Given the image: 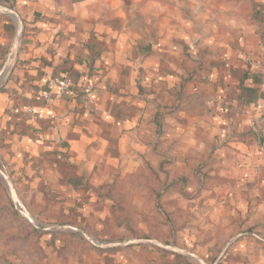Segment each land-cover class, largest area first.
I'll return each mask as SVG.
<instances>
[{"label":"crops","instance_id":"1","mask_svg":"<svg viewBox=\"0 0 264 264\" xmlns=\"http://www.w3.org/2000/svg\"><path fill=\"white\" fill-rule=\"evenodd\" d=\"M15 46L1 151L16 129L37 160L59 158L60 176L105 180L167 153L175 178L213 180L223 210L261 212L259 231L236 239L264 249V159L247 114L264 124V0H0V66ZM64 78L74 94L46 102Z\"/></svg>","mask_w":264,"mask_h":264},{"label":"rangeland","instance_id":"2","mask_svg":"<svg viewBox=\"0 0 264 264\" xmlns=\"http://www.w3.org/2000/svg\"><path fill=\"white\" fill-rule=\"evenodd\" d=\"M20 58L18 46L3 54L0 85ZM20 134L0 148V264H259L262 244L236 238L259 231L261 212L223 210L213 180L175 178L167 153L160 169L148 164L131 177L67 168L62 177L59 158L37 160ZM9 137L0 132V142Z\"/></svg>","mask_w":264,"mask_h":264},{"label":"built area","instance_id":"3","mask_svg":"<svg viewBox=\"0 0 264 264\" xmlns=\"http://www.w3.org/2000/svg\"><path fill=\"white\" fill-rule=\"evenodd\" d=\"M51 87L58 86L59 91L57 94L52 95L50 93H44V99L48 103H53L56 100H61L66 96H72L74 94V86L71 80L64 78L60 82H53L50 84ZM89 92V90H88ZM249 115L250 126L254 133H256L260 138V153L264 159V124L263 120L260 119L257 115H252L250 112Z\"/></svg>","mask_w":264,"mask_h":264},{"label":"trees","instance_id":"4","mask_svg":"<svg viewBox=\"0 0 264 264\" xmlns=\"http://www.w3.org/2000/svg\"><path fill=\"white\" fill-rule=\"evenodd\" d=\"M161 164H162V163H161ZM161 164L159 165V168H158V169H160V168H161ZM165 165H168V166H169V165H170V163H166ZM167 174H169V172H168ZM168 177H169V176H168ZM180 178H182V179H187V178H185V177H182V176H181Z\"/></svg>","mask_w":264,"mask_h":264}]
</instances>
